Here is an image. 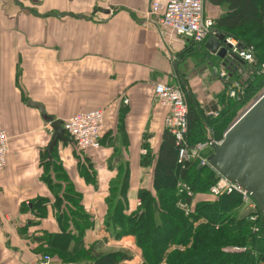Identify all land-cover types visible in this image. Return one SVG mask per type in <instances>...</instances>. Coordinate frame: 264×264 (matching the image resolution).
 <instances>
[{
  "label": "crops",
  "instance_id": "1",
  "mask_svg": "<svg viewBox=\"0 0 264 264\" xmlns=\"http://www.w3.org/2000/svg\"><path fill=\"white\" fill-rule=\"evenodd\" d=\"M227 12L204 0L214 24ZM204 45L162 30L146 0H0V131L9 137L0 264H38L45 256L50 264H95L118 251L130 257L125 264L141 258L134 237L118 236L107 220L108 201L125 198L130 214L142 190L155 194L168 114L155 86H180L198 113L213 116L231 98L224 86L255 68ZM30 101L62 122L104 108L100 150L81 152L66 135L49 157L54 131ZM248 213L237 210L238 218Z\"/></svg>",
  "mask_w": 264,
  "mask_h": 264
},
{
  "label": "trees",
  "instance_id": "2",
  "mask_svg": "<svg viewBox=\"0 0 264 264\" xmlns=\"http://www.w3.org/2000/svg\"><path fill=\"white\" fill-rule=\"evenodd\" d=\"M207 1L216 6H228L227 14L215 21L216 30L233 33L244 47L254 49L259 63L264 62L259 57V48L245 37L234 34L236 30L247 28L248 32L253 30L258 32V36H264V0ZM257 69L255 67L251 71L253 76L246 80L245 96L228 99L223 103L221 112L213 122L216 130L213 140L216 142L223 139L233 116L249 98L251 89L258 90L264 85V76H257ZM256 76L260 79L258 84ZM188 106V142L191 146L208 143V138L199 139L201 122L203 118H208L204 113H198L189 103ZM226 123L230 125L225 127ZM180 147L181 143L166 131L154 173L155 194L142 190L139 193L141 207L130 214L125 198L123 201L116 198L114 203L112 200L108 201L110 206L113 205L109 206L111 212L109 210L107 220L115 226L118 236L131 235L135 238L143 264H260L264 260V214L259 212L256 221L238 218L237 210L243 205L238 193L224 195L214 201L195 203L194 199L206 195L203 194L206 191L209 195L210 187L216 182V175L208 166L200 168L196 161L185 167L181 166L178 163ZM211 152L208 149L207 155ZM179 182L192 187L193 198L177 194ZM179 202L191 206L188 215L179 208ZM255 228L258 231H254ZM82 234L79 235L81 239ZM234 247L244 250L231 251ZM95 259V264H125L130 257L118 251L98 255Z\"/></svg>",
  "mask_w": 264,
  "mask_h": 264
},
{
  "label": "built area",
  "instance_id": "3",
  "mask_svg": "<svg viewBox=\"0 0 264 264\" xmlns=\"http://www.w3.org/2000/svg\"><path fill=\"white\" fill-rule=\"evenodd\" d=\"M150 2L151 13L158 19L160 28L196 45H203L207 40L214 36V22L204 16V0H146ZM225 44L229 46L230 53L236 55L242 61L250 65H258V75L264 76V62L258 63L252 47H244L237 39L226 36ZM221 78L226 77V73H220ZM242 86L234 83L228 95L231 98L237 97L242 93ZM155 98L160 105L168 108L165 118L167 131L172 134L178 143L179 149L178 163L185 167L193 162H198L201 167L209 166L207 157L204 155L210 143L197 144L191 146L188 142L189 108L186 95L180 86L170 84H157L155 86ZM125 104L128 100L124 101ZM63 130L71 139L75 147L81 151L95 150L101 148L100 138L105 130V109L99 108L91 111H81L76 115L63 121ZM9 153V137L5 131H0V174L7 167V156ZM216 182L209 189V194L214 197H222L238 193L242 197L243 206L249 210L247 218L256 221L259 217V210L251 196L239 185L215 173ZM177 194L186 198H193L192 187L180 182L177 187ZM138 206L141 201L138 200ZM178 206L187 215L191 212V206L184 202H179ZM254 231H258L257 228ZM244 249L232 248L231 251L240 252ZM51 258L45 256L38 264H50ZM264 264V260L260 263Z\"/></svg>",
  "mask_w": 264,
  "mask_h": 264
},
{
  "label": "water",
  "instance_id": "4",
  "mask_svg": "<svg viewBox=\"0 0 264 264\" xmlns=\"http://www.w3.org/2000/svg\"><path fill=\"white\" fill-rule=\"evenodd\" d=\"M214 32L215 36L205 43L204 48L221 59L228 55L238 59L223 46L225 33ZM28 105L38 109L54 131L47 150L51 157L57 143L66 139L63 122L47 117L41 104L30 101ZM210 111L216 113L217 107L213 106ZM211 147L212 153L208 157L211 168L243 188L264 214V93L228 128L223 140L213 142Z\"/></svg>",
  "mask_w": 264,
  "mask_h": 264
},
{
  "label": "rangeland",
  "instance_id": "5",
  "mask_svg": "<svg viewBox=\"0 0 264 264\" xmlns=\"http://www.w3.org/2000/svg\"><path fill=\"white\" fill-rule=\"evenodd\" d=\"M225 32V31H224ZM228 36L231 37H235L233 35V33H227L225 32ZM234 34L237 36H243L246 39H248L250 42H252V44L258 49L261 50V56H259L263 61H264V36L260 37L258 36V32L256 31H247V28H243L240 30H236L234 31ZM236 38V37H235ZM258 45V46H257ZM247 76L245 78H234L233 81L238 83L240 82V84L242 85L243 90L246 88L247 85V81L251 76H253L251 70L247 71ZM258 76V74H257ZM256 76V77H257ZM258 78V77H257ZM260 81V79L258 78V80L256 81V83L258 84V82ZM231 82V81H229ZM230 84V83H229ZM228 88H230V86H228V84L226 86H224L225 91L229 90ZM186 90V89H185ZM264 93V85L262 87H259L258 90H256L255 88L251 89V93L249 94V98H247L245 100V102L243 103V105L241 106V108L235 113V115L233 116L232 119V123H234L262 94ZM186 94H187V90H186ZM241 95H239L240 97ZM245 96V95H243ZM242 96V97H243ZM235 98H229V100H233ZM188 100V97H187ZM204 111L201 112V114H203ZM218 115H213V116H206L208 119L203 118L202 122H201V126H202V131H201V136L199 139L203 138H211V139H215V132L216 130L213 127V122H215L216 118ZM230 123V122H229ZM226 123V126H229L230 124ZM231 123V124H232ZM229 124V125H228ZM199 140V141H202ZM215 141V140H214ZM180 183V182H179ZM179 183L177 184V186L179 185ZM208 192L206 191L203 194H207ZM205 199L209 198L212 199L210 197H204ZM187 215V214H186ZM135 239V238H134ZM135 246H136V242H135ZM137 247V246H136ZM138 248V247H137ZM131 255V254H130ZM132 256V255H131ZM134 256V255H133ZM135 257V256H134ZM133 258V257H132ZM135 259V258H134ZM138 259V258H137ZM141 259V260H140ZM140 259H138V261L135 262V264H143V258L141 257Z\"/></svg>",
  "mask_w": 264,
  "mask_h": 264
}]
</instances>
